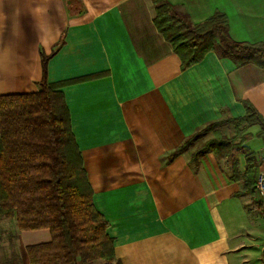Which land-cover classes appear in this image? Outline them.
Instances as JSON below:
<instances>
[{"label":"crops","instance_id":"0c3cea01","mask_svg":"<svg viewBox=\"0 0 264 264\" xmlns=\"http://www.w3.org/2000/svg\"><path fill=\"white\" fill-rule=\"evenodd\" d=\"M168 1L193 24L218 10L233 40L264 44V0ZM154 15L152 0H0V95L38 89L41 52L47 82H70L58 90L121 264H264V215L244 192L248 177L231 180V163L210 150L194 167L196 145L170 157L205 125L242 117L243 101L264 119V69L212 51L181 69ZM247 131L249 153L264 157L258 126ZM14 235L21 264L27 246L50 240L47 229ZM8 254L0 239V264Z\"/></svg>","mask_w":264,"mask_h":264},{"label":"trees","instance_id":"16d2710c","mask_svg":"<svg viewBox=\"0 0 264 264\" xmlns=\"http://www.w3.org/2000/svg\"><path fill=\"white\" fill-rule=\"evenodd\" d=\"M157 31L171 45L185 69L207 52L236 66L253 64L264 69V44L233 40L225 14L216 10L193 24L188 15L168 0H152ZM42 77L35 92L0 95V219H14L19 231L47 229L50 240L26 247L29 264H121L115 258L108 222L95 208L92 190L71 131L63 94L58 88L70 82L50 84L46 77L49 56L40 53ZM245 113L233 119V135L225 137L219 127L228 120L209 123L186 137L171 153H181L206 133L212 136L191 153L194 167L212 151L231 161V180L248 177L244 192L256 194V159L245 146L253 138L247 130L258 126L264 137V119L247 101ZM244 151L245 170L240 174L236 151ZM169 157V158H170ZM264 215V200L259 201ZM5 264H21L13 243Z\"/></svg>","mask_w":264,"mask_h":264},{"label":"rangeland","instance_id":"374dc122","mask_svg":"<svg viewBox=\"0 0 264 264\" xmlns=\"http://www.w3.org/2000/svg\"><path fill=\"white\" fill-rule=\"evenodd\" d=\"M234 125H235V122L232 121V122H228L227 126H221L218 129L220 130V132L225 137H231L233 135V133H234L233 132ZM211 136H212V133L204 134L200 138V140L198 142H196V143H193L191 147H193L195 145L197 147L198 145H200L201 143H203L204 141L209 139ZM239 153H241L240 150L236 151V158L238 157ZM260 156H262V155H259L258 157H260ZM258 157L256 159V164L258 163ZM224 159H226L225 160V166L230 169V163H231L230 159L228 157L224 158ZM250 196H252V195H250ZM253 196H256V198L255 199L253 198V202H251V204H252L251 207H257V209L259 210L258 207H260V205H259L260 198L257 196V194H254ZM3 221L4 222L6 221V222L4 223V226H2L0 228V233H1L0 239L3 241V244H4L5 248H6V251L8 252L9 243L12 242L14 244V240H15L14 229L16 228V226H15L14 219H3ZM77 264H83V263H81L79 261V262H77Z\"/></svg>","mask_w":264,"mask_h":264},{"label":"built area","instance_id":"2783aa9c","mask_svg":"<svg viewBox=\"0 0 264 264\" xmlns=\"http://www.w3.org/2000/svg\"><path fill=\"white\" fill-rule=\"evenodd\" d=\"M257 167L255 190L257 196L264 200V157L258 158Z\"/></svg>","mask_w":264,"mask_h":264}]
</instances>
